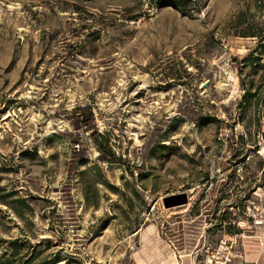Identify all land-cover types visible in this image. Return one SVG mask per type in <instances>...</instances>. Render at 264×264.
<instances>
[{
    "label": "rangeland",
    "instance_id": "obj_1",
    "mask_svg": "<svg viewBox=\"0 0 264 264\" xmlns=\"http://www.w3.org/2000/svg\"><path fill=\"white\" fill-rule=\"evenodd\" d=\"M263 46L264 0H0V264H264Z\"/></svg>",
    "mask_w": 264,
    "mask_h": 264
},
{
    "label": "crops",
    "instance_id": "obj_2",
    "mask_svg": "<svg viewBox=\"0 0 264 264\" xmlns=\"http://www.w3.org/2000/svg\"><path fill=\"white\" fill-rule=\"evenodd\" d=\"M241 255L243 257V260H245V261L250 259L249 252L245 248H244V250H243V252H242ZM254 258H255V256H254ZM254 262H256V261L255 260H253V261L249 260V263H251V264L254 263ZM180 263L182 264V261L181 260H175V262H173L172 264H180Z\"/></svg>",
    "mask_w": 264,
    "mask_h": 264
},
{
    "label": "water",
    "instance_id": "obj_3",
    "mask_svg": "<svg viewBox=\"0 0 264 264\" xmlns=\"http://www.w3.org/2000/svg\"><path fill=\"white\" fill-rule=\"evenodd\" d=\"M182 198H183L182 201L176 202V203H174L173 205H174V206H177V205H180V204H185V203H186V200H185L184 197H182Z\"/></svg>",
    "mask_w": 264,
    "mask_h": 264
},
{
    "label": "trees",
    "instance_id": "obj_4",
    "mask_svg": "<svg viewBox=\"0 0 264 264\" xmlns=\"http://www.w3.org/2000/svg\"><path fill=\"white\" fill-rule=\"evenodd\" d=\"M177 2V1H180V0H173V2ZM173 5H174V3H173ZM262 49L264 50V46L262 47ZM26 206V205H25Z\"/></svg>",
    "mask_w": 264,
    "mask_h": 264
}]
</instances>
